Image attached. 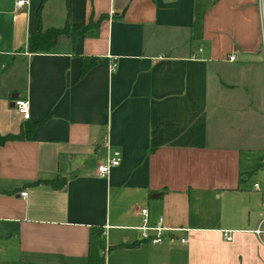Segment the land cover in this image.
<instances>
[{
	"label": "crops",
	"instance_id": "obj_1",
	"mask_svg": "<svg viewBox=\"0 0 264 264\" xmlns=\"http://www.w3.org/2000/svg\"><path fill=\"white\" fill-rule=\"evenodd\" d=\"M14 1L0 0V134L46 119L0 145V264H81L91 227L103 264H264L249 232L264 164L256 0ZM101 14L46 52L26 49L38 27ZM110 149L119 163L99 176ZM49 178L65 182L27 184ZM141 206L186 230L140 240Z\"/></svg>",
	"mask_w": 264,
	"mask_h": 264
},
{
	"label": "built area",
	"instance_id": "obj_2",
	"mask_svg": "<svg viewBox=\"0 0 264 264\" xmlns=\"http://www.w3.org/2000/svg\"><path fill=\"white\" fill-rule=\"evenodd\" d=\"M28 3V0H15L14 6L16 8L21 7ZM258 13H259V27H260V51L262 54V60L264 64V0H256ZM229 60L234 59L233 55L228 56ZM12 104L17 110V112L21 115L22 119H28L29 117V107L30 103L26 96L18 95L12 99ZM264 151V146H263ZM120 160V151L118 149H110L104 162L98 163L96 166V172L99 176H104L107 174L110 167L115 166L119 163ZM259 172L262 180L264 181V164L259 168ZM252 188L260 191V217L257 224L249 229L257 239L258 243L264 249V187H262L257 181L252 183ZM26 192H20L21 196H25ZM139 224L136 226V229L139 232V238L142 241L150 242V243H160L167 232L172 231H181L186 230L183 227H167L163 224V219L161 216H158L155 221L152 223L149 222L148 218V210L145 206H141L138 209ZM221 236L225 240L231 239V231L227 229H222L220 231ZM104 231H102V235ZM171 240L173 238L171 237ZM181 243L186 242V237H179L178 239ZM106 249H102L101 253L104 254Z\"/></svg>",
	"mask_w": 264,
	"mask_h": 264
},
{
	"label": "trees",
	"instance_id": "obj_3",
	"mask_svg": "<svg viewBox=\"0 0 264 264\" xmlns=\"http://www.w3.org/2000/svg\"><path fill=\"white\" fill-rule=\"evenodd\" d=\"M101 14L94 22L85 23H72L70 24L67 20L64 21L61 26H49L46 28L38 27L35 31L30 32L26 38V49L28 52H46L50 50L56 42V39L61 34H67L70 30L80 29L83 33L91 27H95L99 20L103 18ZM90 62H87L85 58L81 59V66L78 76L83 75L86 69L89 67ZM46 119V115L34 123H26L16 133H4L0 134V145L7 140H18L29 138L33 128L36 124ZM64 178H49V179H36L34 181L27 182L28 185H36L43 183L51 188H60L64 184ZM102 228L91 227L88 233L87 252L85 261L81 264H103V254L100 252L101 249V234Z\"/></svg>",
	"mask_w": 264,
	"mask_h": 264
},
{
	"label": "rangeland",
	"instance_id": "obj_4",
	"mask_svg": "<svg viewBox=\"0 0 264 264\" xmlns=\"http://www.w3.org/2000/svg\"><path fill=\"white\" fill-rule=\"evenodd\" d=\"M16 81H17V82L20 81V78H17ZM257 182H258L260 185H263V181H262V180H259V179H258Z\"/></svg>",
	"mask_w": 264,
	"mask_h": 264
},
{
	"label": "water",
	"instance_id": "obj_5",
	"mask_svg": "<svg viewBox=\"0 0 264 264\" xmlns=\"http://www.w3.org/2000/svg\"><path fill=\"white\" fill-rule=\"evenodd\" d=\"M15 95H16L15 93H12L13 98L16 97Z\"/></svg>",
	"mask_w": 264,
	"mask_h": 264
}]
</instances>
